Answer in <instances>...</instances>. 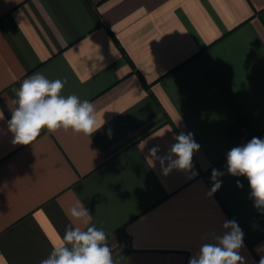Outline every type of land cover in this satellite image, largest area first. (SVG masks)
<instances>
[{
	"label": "crops",
	"instance_id": "0c3cea01",
	"mask_svg": "<svg viewBox=\"0 0 264 264\" xmlns=\"http://www.w3.org/2000/svg\"><path fill=\"white\" fill-rule=\"evenodd\" d=\"M35 73L66 81L61 94L91 102L102 128L14 144L13 100ZM180 132L200 145L191 180L145 160ZM253 137L264 139V0H0V264H40L70 224L84 227L66 215L77 201L114 264H188L225 219L259 264L264 210L227 173V153ZM213 168L224 175L208 197Z\"/></svg>",
	"mask_w": 264,
	"mask_h": 264
},
{
	"label": "clouds",
	"instance_id": "9594fccd",
	"mask_svg": "<svg viewBox=\"0 0 264 264\" xmlns=\"http://www.w3.org/2000/svg\"><path fill=\"white\" fill-rule=\"evenodd\" d=\"M66 81L50 80L42 73H35L24 79L16 90V105L8 120V130L13 133L14 144L29 145L46 129L55 133L59 129H71L74 133L92 136L104 125L98 119L94 105L81 100L76 95H62ZM109 135L111 132L109 131ZM168 154L159 156V145L148 150L145 160L151 168L159 163L162 177H168L174 171L191 173L188 179L199 175L194 169L193 157L200 150L192 133L180 132L174 136ZM227 173L232 176L246 177L251 189L254 206L264 210V139L253 137L243 146L233 147L227 153ZM224 172L213 168L210 175L211 188L206 195L211 197L222 186L220 177ZM238 187H243L237 181ZM70 221H79L84 227L72 226L65 230L62 237L52 245V251L40 264H114L112 250L107 243L103 229L92 224V215L80 201L66 212ZM222 235H215V242H204L198 251L188 257V264H246L240 255L243 247V232L235 220L223 222ZM207 239V234L201 237ZM264 252V248H258ZM259 264H264V255Z\"/></svg>",
	"mask_w": 264,
	"mask_h": 264
},
{
	"label": "built area",
	"instance_id": "2783aa9c",
	"mask_svg": "<svg viewBox=\"0 0 264 264\" xmlns=\"http://www.w3.org/2000/svg\"><path fill=\"white\" fill-rule=\"evenodd\" d=\"M122 246L125 247V248H130V247H131L129 241H124V242L122 243Z\"/></svg>",
	"mask_w": 264,
	"mask_h": 264
}]
</instances>
